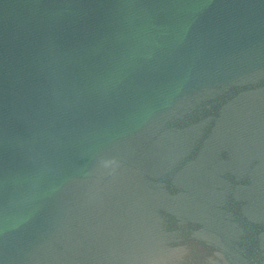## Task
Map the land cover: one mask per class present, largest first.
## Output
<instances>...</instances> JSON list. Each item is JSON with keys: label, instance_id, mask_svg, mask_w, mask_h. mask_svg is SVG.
<instances>
[{"label": "water", "instance_id": "water-1", "mask_svg": "<svg viewBox=\"0 0 264 264\" xmlns=\"http://www.w3.org/2000/svg\"><path fill=\"white\" fill-rule=\"evenodd\" d=\"M0 264H264V0H0Z\"/></svg>", "mask_w": 264, "mask_h": 264}]
</instances>
